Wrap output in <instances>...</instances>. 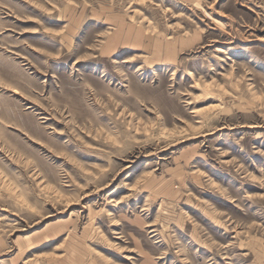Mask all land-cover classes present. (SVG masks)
<instances>
[{"label":"rangeland","instance_id":"rangeland-1","mask_svg":"<svg viewBox=\"0 0 264 264\" xmlns=\"http://www.w3.org/2000/svg\"><path fill=\"white\" fill-rule=\"evenodd\" d=\"M0 264H264V0H0Z\"/></svg>","mask_w":264,"mask_h":264}]
</instances>
